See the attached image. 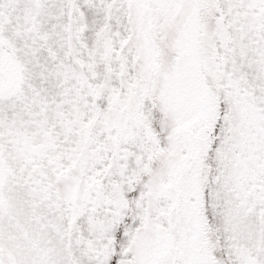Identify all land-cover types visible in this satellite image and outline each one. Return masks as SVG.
<instances>
[{
  "label": "snow or ice",
  "instance_id": "snow-or-ice-1",
  "mask_svg": "<svg viewBox=\"0 0 264 264\" xmlns=\"http://www.w3.org/2000/svg\"><path fill=\"white\" fill-rule=\"evenodd\" d=\"M0 264H264V0H0Z\"/></svg>",
  "mask_w": 264,
  "mask_h": 264
}]
</instances>
